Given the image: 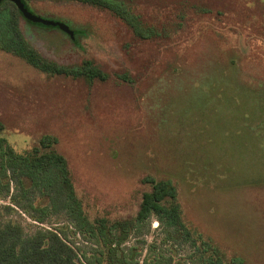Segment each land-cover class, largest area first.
<instances>
[{
  "label": "rangeland",
  "instance_id": "obj_1",
  "mask_svg": "<svg viewBox=\"0 0 264 264\" xmlns=\"http://www.w3.org/2000/svg\"><path fill=\"white\" fill-rule=\"evenodd\" d=\"M88 1L29 2L84 34L20 18L34 52L26 61L0 51L2 134L20 154L55 137L43 151L66 157L92 220L135 219L143 194L171 181L187 226L245 264H264V0H118L122 12L114 0ZM43 59L53 71L37 68ZM48 180L0 198L14 208L0 222L27 235L58 230L83 262L99 242ZM39 194L50 201L34 210ZM163 219L134 223L123 244L133 260L198 264L192 239Z\"/></svg>",
  "mask_w": 264,
  "mask_h": 264
},
{
  "label": "trees",
  "instance_id": "obj_2",
  "mask_svg": "<svg viewBox=\"0 0 264 264\" xmlns=\"http://www.w3.org/2000/svg\"><path fill=\"white\" fill-rule=\"evenodd\" d=\"M23 1L31 10L29 4L31 0ZM77 1L92 3L88 0ZM112 3L114 11L122 12L120 10L121 1L114 0ZM21 17L25 18L14 2L10 0L0 2V51L30 61L29 58L33 55L34 50L20 32ZM26 20L42 28H57ZM63 23L68 27L66 31H63L72 39H75L77 35L84 34L83 30L73 29L67 23ZM37 68L45 72L54 70L44 59L39 62ZM94 73H96L94 67L86 66L82 74L92 80ZM3 130L4 127L0 122V198L10 196L15 201L20 194H24L26 191L33 193V188L45 186L42 183L48 178L47 184L50 183L56 187L55 190L60 195V201L62 202L63 196L69 199V211L76 215L79 227L83 231L94 234L100 247L91 248L90 254L83 253L84 260L81 262L75 249L68 244L58 230L40 229L27 235L19 224L10 221L5 224L0 222V264H140L133 260L134 250L123 246V244L127 241L134 223L141 222L139 220L150 214L157 215L164 224L166 222L163 218L170 219L167 222L177 229V235H185L190 240L192 239L194 251L193 256H189L192 262H198V264H245L243 259L236 255H228L212 239L206 238L201 232L184 223L183 210L177 197L176 186L171 181L166 180L155 186L153 184L152 189L143 194L138 217L135 219L98 218L92 220L85 211L81 199L77 197L66 157L63 155H58V157L53 149L43 151V148L47 147L46 142L56 147L57 139L53 136H51L52 138L48 137L46 141H41L40 148L35 147L30 154H20L2 134ZM53 146L52 148H54ZM59 165L62 174L57 169ZM148 181V178L144 180L145 183ZM15 189L17 192L12 193V190ZM39 195L31 199V207L34 210L45 207L46 205L42 206L43 201H50L49 196ZM4 208L9 212L14 210L10 205L2 206L0 204V213ZM130 250L131 256L128 255ZM163 263L161 259H157L156 262L143 264ZM180 264L188 263L181 261Z\"/></svg>",
  "mask_w": 264,
  "mask_h": 264
},
{
  "label": "water",
  "instance_id": "obj_3",
  "mask_svg": "<svg viewBox=\"0 0 264 264\" xmlns=\"http://www.w3.org/2000/svg\"><path fill=\"white\" fill-rule=\"evenodd\" d=\"M3 0H0V2ZM12 2H14L16 4V6L19 8V10L22 12L23 16L30 20L31 22H35V23H42L45 25H49V26H55L61 30H67L68 27L61 21H56L53 19H47L44 18L36 13H34L33 11H31L24 3L23 0H10Z\"/></svg>",
  "mask_w": 264,
  "mask_h": 264
}]
</instances>
